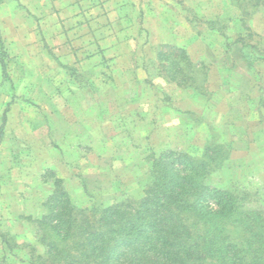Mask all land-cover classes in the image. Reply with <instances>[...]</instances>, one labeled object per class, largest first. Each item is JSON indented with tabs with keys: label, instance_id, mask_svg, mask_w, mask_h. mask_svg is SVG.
<instances>
[{
	"label": "rangeland",
	"instance_id": "obj_1",
	"mask_svg": "<svg viewBox=\"0 0 264 264\" xmlns=\"http://www.w3.org/2000/svg\"><path fill=\"white\" fill-rule=\"evenodd\" d=\"M139 1L144 12L156 9L154 3L160 8L168 3L180 16L194 20L195 26L186 22L182 37H197L191 51L195 62L206 64L205 93L162 77L146 29L137 44L122 45L139 53L131 65L143 66V77L131 72L133 67L121 74L111 72L110 66L87 72L76 67L96 84L84 93L58 55L66 15L56 7L64 6L63 0L0 4V30L8 52V77L0 64V126L7 118L0 144V264H31L30 253L45 252L35 239V226L22 219L45 212L53 189V179L42 178L47 169L56 170L73 203L85 208L143 197L152 157L163 149L197 153L211 132L206 124L193 126V120L184 124L183 109L204 118L230 152L209 182L246 189L264 200V60L250 66L233 59L228 66L226 37L220 33L230 41L241 34L264 48V9L242 21L230 0ZM208 18L217 29L210 28ZM123 85L131 90L117 88ZM127 96L131 103L118 104ZM1 233L13 236L14 250Z\"/></svg>",
	"mask_w": 264,
	"mask_h": 264
},
{
	"label": "trees",
	"instance_id": "obj_2",
	"mask_svg": "<svg viewBox=\"0 0 264 264\" xmlns=\"http://www.w3.org/2000/svg\"><path fill=\"white\" fill-rule=\"evenodd\" d=\"M230 1L242 21L264 9V0ZM188 21L194 25L190 17ZM209 24L216 28L214 21ZM220 33L226 37L228 66L233 65L236 45L248 65L264 60V48L243 35L230 41ZM154 49L163 78L205 93V63L194 62L187 49L176 44L160 43ZM7 58L0 30V64L6 77ZM64 67L84 93L92 88L76 67ZM180 112L185 124L191 120L193 126L206 124L210 138L197 153L166 148L154 154L151 180L140 199L124 197L80 208L56 170L42 174L44 181L53 179V189L44 202L45 212L39 218L26 217L35 226L36 241L45 249L44 254L30 253L31 264L39 259L38 264H264V200L246 189L209 182L230 152L204 118L192 110ZM6 120L4 116L0 144ZM1 237L10 250L15 249L13 236L1 233Z\"/></svg>",
	"mask_w": 264,
	"mask_h": 264
},
{
	"label": "crops",
	"instance_id": "obj_3",
	"mask_svg": "<svg viewBox=\"0 0 264 264\" xmlns=\"http://www.w3.org/2000/svg\"><path fill=\"white\" fill-rule=\"evenodd\" d=\"M61 3L64 6H57L56 10L66 15V28L62 30L65 37L64 42L58 46L61 48L58 55L66 65L84 68L86 72L104 71L106 66H110L111 72L118 74L130 73V67H133L131 72L139 74L141 70L144 71L143 66L139 68L138 65H131L133 57L139 53L134 48L123 50L122 45L137 44L144 29L148 31V45L176 44L186 48L195 62L191 43L197 37L195 33L188 32V40H184L182 35L185 25L190 22L174 11L168 3H164L162 8L154 3L156 9L146 12L139 0H63ZM208 19L212 21L213 18ZM50 41L55 40L51 38ZM239 47L240 45H236L232 57L236 63L243 62L248 65L240 55ZM119 64L125 65V69L120 71ZM140 77H143L141 73ZM94 85L96 84H92L93 89ZM128 87L117 86L118 89L131 90ZM122 101L118 104L132 102L128 96ZM41 215L33 217L39 218ZM26 217L22 220L26 221Z\"/></svg>",
	"mask_w": 264,
	"mask_h": 264
}]
</instances>
